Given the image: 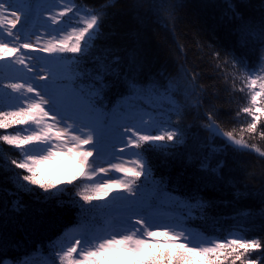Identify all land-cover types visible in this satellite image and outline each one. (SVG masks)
<instances>
[{
	"label": "snow or ice",
	"instance_id": "obj_1",
	"mask_svg": "<svg viewBox=\"0 0 264 264\" xmlns=\"http://www.w3.org/2000/svg\"><path fill=\"white\" fill-rule=\"evenodd\" d=\"M205 7L0 0V264H264V0Z\"/></svg>",
	"mask_w": 264,
	"mask_h": 264
},
{
	"label": "trees",
	"instance_id": "obj_2",
	"mask_svg": "<svg viewBox=\"0 0 264 264\" xmlns=\"http://www.w3.org/2000/svg\"><path fill=\"white\" fill-rule=\"evenodd\" d=\"M187 4H188V9L187 11L189 12H196V11H203L206 13H211L214 10L206 8L205 5L208 4H212V3H223V0H186ZM151 36V40L152 43L157 47L158 51H159V56L161 59V63L164 62V60L166 59V53L164 52V50L162 48L159 47V38L157 36L156 32H152L150 33ZM209 83L211 81H208ZM219 87L221 88V90L223 89L224 85L223 84H219ZM236 97L238 99H240V102L243 103V100L241 98V94L236 93ZM232 109L235 108V105L231 106ZM229 113L225 112V116H228ZM249 159L252 161V164L257 172V174L259 173L260 170V162L258 161V159L253 155L250 156ZM256 186L258 187L260 184V180L257 179L255 181ZM3 183H2V178H0V203L3 202V197H4V193L2 191V187H3ZM7 187H11V185H7ZM23 199L25 202L31 204L32 202V198L28 195H23ZM261 202L259 201V199L257 198H249V199H245L242 200L239 204V209H251L254 212H258L259 209L261 208ZM227 214L231 215L233 214V210L231 208L226 210ZM71 219L70 216H64L61 217L60 220L53 225L52 229L50 231H48L47 233H45V236H50L53 234V232L57 231L59 228H61L64 224L68 223L69 220Z\"/></svg>",
	"mask_w": 264,
	"mask_h": 264
}]
</instances>
